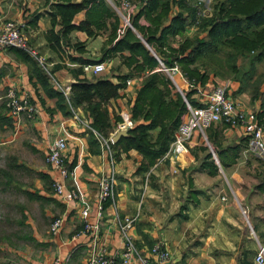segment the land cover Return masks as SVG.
Instances as JSON below:
<instances>
[{"label":"crops","instance_id":"obj_1","mask_svg":"<svg viewBox=\"0 0 264 264\" xmlns=\"http://www.w3.org/2000/svg\"><path fill=\"white\" fill-rule=\"evenodd\" d=\"M119 2L0 0V25L20 21L28 44L42 57L40 62L12 47L0 49V98L6 106L5 94L13 88L35 108L33 116L23 110L18 118L7 109L14 121L7 140H17L27 156L26 162L16 161L17 169L29 172L25 178L14 177L16 189L4 191L0 211L5 217H0L9 229L0 240V264H85L101 244L109 254H118L124 244L120 220L126 216L134 217L130 233L137 248L147 253L152 243H164L171 253L169 264H257L254 257L264 241V158L247 150L243 126L213 122L203 131L194 130L177 157L165 151L152 163L136 148L113 143L119 122L115 117L129 115L148 72L138 71L139 54L129 62V48L113 47L124 32L118 33ZM139 22L146 20L140 16ZM135 33L152 51L140 32ZM178 38L176 34L170 43L176 46ZM96 62L104 68L94 72ZM161 64L153 70L163 71ZM122 75L127 77L116 95L97 99L107 115L103 136L92 126L86 103L77 102L72 85L99 77L117 83ZM170 79L180 93L191 90L178 74ZM221 81L241 108L257 115L260 99L249 89L240 90L237 80L210 74L202 87L206 91ZM151 132L155 135L157 129ZM57 136H64L67 144L64 191L77 193L69 200L54 191L53 182L63 177L46 160ZM103 174L113 176L114 189L98 217L97 181ZM57 216L62 223L52 232L50 223ZM84 219L98 225L97 230L80 231Z\"/></svg>","mask_w":264,"mask_h":264},{"label":"trees","instance_id":"obj_2","mask_svg":"<svg viewBox=\"0 0 264 264\" xmlns=\"http://www.w3.org/2000/svg\"><path fill=\"white\" fill-rule=\"evenodd\" d=\"M210 15H199L188 0H147L136 13L130 15V23L145 38L150 51L130 26L114 43V49L129 48V62L139 54L138 71H145L129 107L132 127L113 142L124 149L136 148L149 163L163 154L173 138L175 129L186 110L181 93L164 71L153 70L160 62L166 66L177 64L184 76L195 85L204 84L210 74L223 77L232 75L239 82V89L250 90L252 97L260 99L259 121L264 119V89L261 77H256V63L264 58V0H214ZM176 9V11H174ZM142 16L146 22H139ZM195 24L204 35L184 36L176 46L170 41L176 34L183 35L187 25ZM116 33L112 34V37ZM20 51H27L12 47ZM135 53V54H133ZM247 63L242 68L241 60ZM122 75L115 83L106 77L81 80L72 85L77 102H85L92 126L103 136L107 115L100 111L98 100L117 94L125 83ZM255 79V78H254ZM191 92H185L190 104H199ZM98 99V100H97ZM120 121V116L115 117ZM157 129L155 135L151 130ZM264 185V181H263Z\"/></svg>","mask_w":264,"mask_h":264},{"label":"built area","instance_id":"obj_3","mask_svg":"<svg viewBox=\"0 0 264 264\" xmlns=\"http://www.w3.org/2000/svg\"><path fill=\"white\" fill-rule=\"evenodd\" d=\"M147 0H120L118 11L122 18V25L118 28V33H122L126 26H131L130 15L138 10ZM8 47H18L27 51L30 55L42 62V57L32 48L27 41L21 22L15 19L5 20L0 25V49ZM104 68L103 62H96L91 65L94 72ZM159 69L166 71L170 78L174 80V75L178 74L186 83L188 88H194L199 93V104H190L186 100L185 115L175 129L173 138L166 150V155L178 156L182 150H186L188 142L194 130L203 131L211 123L224 120L230 125H241L247 136V150L251 151L258 157L264 158V124L259 121L256 113L251 109L241 108L234 99H232L223 84H218L208 91L198 87L186 76L183 75L177 64L166 66L161 64ZM184 96V92L181 89ZM6 107L11 116L18 118L20 113L25 110L27 115L33 116L35 108L27 98L16 94L13 88H9L5 94ZM133 120L127 113H122L121 121L117 122L115 132L120 129L132 127ZM114 132V133H115ZM111 138V137H110ZM66 139L64 136L55 137L49 147L46 160L58 170L63 177L62 180L53 182L54 191L64 199L69 200L77 196L74 189L64 191L63 179L69 174L66 165L64 151L66 149ZM113 176L101 175L97 181V216L101 217L104 202L113 196ZM88 209L84 206L81 210L83 217L87 215ZM134 217L126 216L120 220V230L124 240L121 251L118 254H109L106 246L101 244L91 252L85 264H130L135 259L136 264H169L171 253L164 243L156 241L152 243L148 252H143L137 248L135 241L130 233ZM62 223V218L57 216L50 223L52 232L58 231ZM96 224L91 225L84 219L83 228L80 231L97 230ZM254 260L257 264L264 263V241L256 251ZM51 264H56L53 262Z\"/></svg>","mask_w":264,"mask_h":264},{"label":"rangeland","instance_id":"obj_4","mask_svg":"<svg viewBox=\"0 0 264 264\" xmlns=\"http://www.w3.org/2000/svg\"><path fill=\"white\" fill-rule=\"evenodd\" d=\"M188 1H189V3H191L192 5H194L196 7V9L198 11L197 14H199V15H210L211 12L213 11L214 0H188ZM174 11H176V9H174ZM122 23H123V21H122ZM186 28L189 31L183 35H179L180 38H178L177 44L179 41H181L183 39L184 36H194V35H202V34L204 35V33H202V31H200L196 28L195 24H189L186 26ZM240 60H241V65H243L242 68H246L247 63L244 60V58L240 59ZM255 73H256L255 74L256 77H253L251 79V81L257 80L258 78L261 77L262 89H264V58L256 63ZM220 78L224 79V80L225 79H231L232 75H225V76L220 77ZM218 84H223V82L222 81H221V83L215 82L214 86H216ZM223 85H225V84H223ZM197 86L201 87L203 89L202 84L201 85L198 84ZM225 87H226V85H225ZM210 89H207V90L205 89V90L208 91ZM183 92H184V96L182 94L181 95H182V97L186 103L187 99L185 97V90H183ZM249 92H250V90H249ZM192 94H196L195 99H198V100L200 99L199 93L196 91V89H194V92ZM13 122L14 121H12L11 117L8 115L7 108L5 106V100H4V98L1 97L0 98V209L4 205L3 204L4 203L3 197H4V193H5L4 191L16 189L15 188L16 186L14 185V181H13L14 177L17 175L18 177L24 176L23 178H25L28 176V172H29L23 168L17 169L18 165H16V161L19 159V160L26 162V159H27V156L25 155V151L22 150V148L18 149L17 143H19V142H16L17 140H15V139L7 140V138H9L10 135H12V133H13V130H12ZM262 123L264 124V122H262ZM0 213H1V211H0ZM2 214L3 213H1L0 216H4ZM4 217H0V240L6 238L7 232L9 229L8 228L6 230L5 225H7V224L4 223V221H5ZM7 227H8V225H7ZM0 256H4V255H2V253H1Z\"/></svg>","mask_w":264,"mask_h":264},{"label":"water","instance_id":"obj_5","mask_svg":"<svg viewBox=\"0 0 264 264\" xmlns=\"http://www.w3.org/2000/svg\"><path fill=\"white\" fill-rule=\"evenodd\" d=\"M126 132H127L126 129L117 130L114 134L113 140L116 141L120 135H124V134H126Z\"/></svg>","mask_w":264,"mask_h":264}]
</instances>
